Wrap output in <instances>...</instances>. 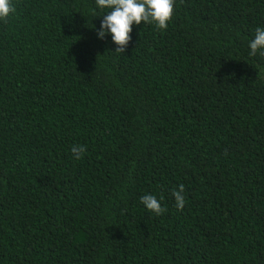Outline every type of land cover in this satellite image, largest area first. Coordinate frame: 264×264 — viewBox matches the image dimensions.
Wrapping results in <instances>:
<instances>
[{
    "label": "trees",
    "instance_id": "obj_1",
    "mask_svg": "<svg viewBox=\"0 0 264 264\" xmlns=\"http://www.w3.org/2000/svg\"><path fill=\"white\" fill-rule=\"evenodd\" d=\"M11 4L0 264H264V0H175L123 53L95 0Z\"/></svg>",
    "mask_w": 264,
    "mask_h": 264
},
{
    "label": "clouds",
    "instance_id": "obj_2",
    "mask_svg": "<svg viewBox=\"0 0 264 264\" xmlns=\"http://www.w3.org/2000/svg\"><path fill=\"white\" fill-rule=\"evenodd\" d=\"M175 0H95L98 9H107L102 16L97 38L103 39L105 35H110L112 42L117 46L115 51L123 53L126 45L131 40L130 33L132 26L144 24H154L158 29H166L174 11ZM14 8L11 0H0V20L9 16ZM250 49L249 56H256L258 53L264 56V27L258 26L253 38L248 42ZM73 157L81 159L85 148L83 146H73L71 148ZM175 207L183 208L185 200L183 196V186L174 190ZM163 197L159 200L155 195L145 194L140 197L141 204L149 213L161 215L164 208L161 205Z\"/></svg>",
    "mask_w": 264,
    "mask_h": 264
}]
</instances>
